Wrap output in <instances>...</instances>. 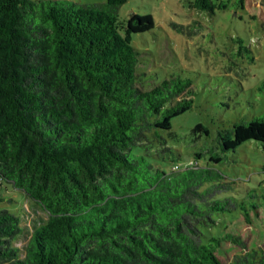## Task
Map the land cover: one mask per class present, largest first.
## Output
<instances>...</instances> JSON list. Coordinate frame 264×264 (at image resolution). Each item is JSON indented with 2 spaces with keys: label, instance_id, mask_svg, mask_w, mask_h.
<instances>
[{
  "label": "trees",
  "instance_id": "1",
  "mask_svg": "<svg viewBox=\"0 0 264 264\" xmlns=\"http://www.w3.org/2000/svg\"><path fill=\"white\" fill-rule=\"evenodd\" d=\"M125 1L0 0V200H13L2 193L10 185L48 213L22 248L20 214L0 208V264H224L222 240L244 244L205 232L215 214L238 207L251 219L245 201L219 196L234 183L210 166L222 154L197 150L182 164L147 152L150 136L164 143L172 119L193 106L195 90L180 73L144 86L132 40L154 18L122 19ZM190 3L210 13L227 6ZM217 139L222 152L264 142V113ZM227 264H264V253L246 250Z\"/></svg>",
  "mask_w": 264,
  "mask_h": 264
},
{
  "label": "rangeland",
  "instance_id": "2",
  "mask_svg": "<svg viewBox=\"0 0 264 264\" xmlns=\"http://www.w3.org/2000/svg\"><path fill=\"white\" fill-rule=\"evenodd\" d=\"M104 2L106 0H75ZM192 0H127L118 7L126 19L131 12L150 13L154 26L134 33L132 43L140 50L138 71L146 74L145 87L165 76L180 73L191 78L195 90L193 106L172 119V133L164 143L155 137L146 141L147 152L158 159L185 164L196 160L195 151L219 153L223 158L210 161L233 187L219 194L243 200L249 209L247 219L239 207L215 214L214 226L205 227L207 236L231 232L244 244L223 239L217 254L224 264L236 254L256 248L264 253V142L248 139L235 150L222 152L217 136L219 129L230 127L240 119L264 113V0H226L225 8L214 13L199 10ZM201 122L208 133L195 137L192 128ZM172 153H175L173 155ZM206 157L198 159L205 164ZM0 200L20 214L24 231L15 243L24 248L34 227L47 218V211L25 193L8 185ZM258 204V209L253 206Z\"/></svg>",
  "mask_w": 264,
  "mask_h": 264
},
{
  "label": "built area",
  "instance_id": "3",
  "mask_svg": "<svg viewBox=\"0 0 264 264\" xmlns=\"http://www.w3.org/2000/svg\"><path fill=\"white\" fill-rule=\"evenodd\" d=\"M175 166H177V164H175Z\"/></svg>",
  "mask_w": 264,
  "mask_h": 264
}]
</instances>
